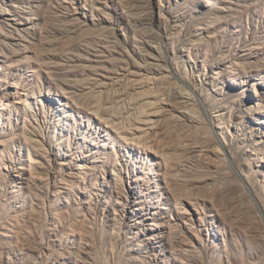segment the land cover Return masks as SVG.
Instances as JSON below:
<instances>
[{
  "label": "rangeland",
  "instance_id": "obj_1",
  "mask_svg": "<svg viewBox=\"0 0 264 264\" xmlns=\"http://www.w3.org/2000/svg\"><path fill=\"white\" fill-rule=\"evenodd\" d=\"M145 43H162L168 80L144 76ZM182 81L196 123L167 99ZM0 100V264H146L118 217L139 199L161 230L182 210L209 222V247L264 235L231 167L264 204V0H0ZM229 134L233 164L216 147Z\"/></svg>",
  "mask_w": 264,
  "mask_h": 264
},
{
  "label": "bare ground",
  "instance_id": "obj_2",
  "mask_svg": "<svg viewBox=\"0 0 264 264\" xmlns=\"http://www.w3.org/2000/svg\"><path fill=\"white\" fill-rule=\"evenodd\" d=\"M139 22H140V24H142V23L152 24V18H149L146 16V17L141 18L139 20ZM159 32H160V30H159ZM156 33L157 32H155L154 30L146 29V35H147L146 37H147L148 41H152V38L156 37ZM144 51L146 52V56L144 57L143 62H142L145 66L144 69H142L143 71H145V72H143L144 76L148 80L149 79H153V80L156 79L155 80L156 82H157V80H160V81L168 80L171 77V70H169L171 68H169L170 64L168 65L166 62L161 61V59H162L161 56L164 53L163 48H162V43H161V45L158 43L155 46L150 45L148 43H145L144 44ZM147 65H151L154 68L150 67V68L146 69V67H148ZM141 71L139 69L137 70V72H141ZM150 74L152 75V78H150V76H147ZM165 83H167V82H165ZM181 84H183L184 86L183 87L178 86L179 90L174 91V92L167 91V94H166L167 99H171L170 101H172V98L180 100L182 105L180 106L179 109H180L181 114L183 116H185V120H187L188 123H196V122L200 121V119H201L199 106L195 103V101H196L195 96H197V94H196L195 90H193L191 87H189L184 81H182ZM165 86H166V84H165ZM169 87H170V85L168 86V88ZM178 87H176V88H178ZM257 101H256V106L255 107L251 106L250 110H252L254 112L262 111L261 106L258 104ZM201 103H202V101H201ZM255 109H257V110H255ZM228 117H229V120L227 121L228 126L231 127L230 133L236 135L237 132L241 131V129H239L241 127L239 124H237V121L231 120V115H229ZM219 118L221 119L222 123H225V121L223 120L224 117L221 116ZM229 136H230V141H229L228 146H226L225 142H223L224 140L222 141L217 136V138H218L217 143L218 144L216 145V147H217V149L222 151L224 155H228L230 162L233 164V157H232L233 153L228 151L226 149V147L232 148V146L234 144V141H232V139L235 136H232L231 134H229ZM250 138H252L251 134H250ZM124 139H129V138L125 137ZM251 140H255V139H251ZM213 148H215V147H213ZM203 150H205V149H203ZM256 150H258L260 152L259 160L264 162V151H262L263 149H256ZM187 151L192 152V153H196V155H197L200 153L201 147L196 146V145H191L190 147L187 148ZM232 164H230V165H232ZM191 166H192V163H191ZM231 167L234 168L236 174L238 175V176L237 175L236 176L240 178L245 189L250 194V196L254 199L253 201L257 204L258 211L261 215L262 222H264V204H261V201L258 200V198H257L258 193L256 192V188L254 187V184L252 182H249V183L245 182L243 176H241V174L239 173V170L237 168H235L234 166H231ZM196 170H198V169H196ZM176 172H177V170H176ZM49 174H50V172H49ZM113 175L114 174L111 173L110 176L113 177ZM171 182H172V180H171ZM123 197L125 199L124 204H129L131 199L128 198V195L125 194ZM133 202L135 203L134 205H136L133 208L134 211L131 212V213H133L132 215L134 216V218H133L134 220L132 219V222H130V223L127 222L128 211H124L123 210V209H125L124 207L122 208L118 217H119L120 223H122L128 227L135 226V228H136V231H135L136 235L135 236L136 237L139 234L143 235L141 237V239L139 240V243H137L138 245L141 246V250L140 249L139 250L143 251L145 254V255H141V256L137 255V258L140 260L139 261L140 263H141V261H144V263H146V264H214V262L211 259V257H212L211 254H213L214 250H217L218 251L217 256L219 257V264H264V235H262L260 233H254L252 235L251 242L249 241L250 243H246V242L242 243L241 242L238 244H235V243L231 244V242H229L228 246L226 244L223 245V249H220V247H218L217 244L213 245V247H209L208 246L209 244H207L205 239L200 235L201 229L206 228V226L209 224V222L205 223L201 218H199L197 220L193 214H191V213L187 214L184 210H182V211H178L176 216L171 217L173 221L168 225L166 230H161L160 228H156L157 226H159L157 221L155 219H151L152 218L151 216H154L155 212L154 211L151 212L150 207L147 206L144 202L140 201V199L134 200ZM161 208H164V207H161ZM196 213H197V211H196ZM148 219H151V221L145 223V221ZM199 220H200V222H199ZM210 223H212V222H210ZM212 224H210L211 230L213 228L215 231H218L219 234L225 236V229L227 226L221 219L218 218L216 225H212ZM201 225H203V226H201ZM213 226H215V227H213ZM231 236L232 237L235 236V233L230 230V237ZM228 241H229V239H228ZM162 247H166L167 252L164 251V249H162ZM79 252H82V251H79L75 248V250L69 251L68 253L72 256H77L80 254ZM86 261H87V259H86Z\"/></svg>",
  "mask_w": 264,
  "mask_h": 264
}]
</instances>
